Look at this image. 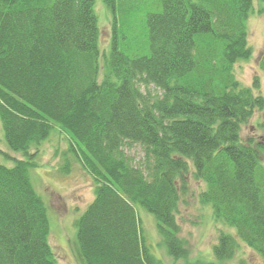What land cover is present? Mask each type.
I'll list each match as a JSON object with an SVG mask.
<instances>
[{"label":"trees","instance_id":"obj_1","mask_svg":"<svg viewBox=\"0 0 264 264\" xmlns=\"http://www.w3.org/2000/svg\"><path fill=\"white\" fill-rule=\"evenodd\" d=\"M93 2L0 0V126L7 148L23 156L0 164V264H56L27 173L53 124L96 185L75 221L85 264H161L134 204L154 215L169 256L185 258L175 212L189 162L205 185L200 201L264 260V132L240 138L264 97L256 81L244 87L233 75L250 58L253 0H103L112 36L101 80ZM142 11L140 45L132 21ZM150 85L160 93L142 90ZM237 244L220 234L214 260L190 264H223Z\"/></svg>","mask_w":264,"mask_h":264},{"label":"rangeland","instance_id":"obj_2","mask_svg":"<svg viewBox=\"0 0 264 264\" xmlns=\"http://www.w3.org/2000/svg\"><path fill=\"white\" fill-rule=\"evenodd\" d=\"M93 11L98 26V49L100 64V80L102 64L107 56L112 36L110 11L103 0H94ZM144 11L134 16L133 31L145 42L143 32ZM247 46L250 58L238 62L233 68L235 79L244 87H252L256 81L258 89L255 95L264 97V72L260 64L264 58V0H253L252 11L246 21ZM142 90L146 93H160L152 85ZM264 132V110L256 111L252 118L241 127L240 138L259 140ZM69 137L56 124L48 137L39 145L34 158L35 166L28 168V177L35 192L42 199L49 222V244L54 252L56 264H85L78 253L75 221L92 202L95 195V182L85 172L74 154L69 153ZM0 164L12 166L13 160L23 159L22 154L10 151L4 141L0 126ZM32 149L31 152H34ZM137 162L142 157L139 145H133L127 151ZM68 162V165L65 163ZM264 165V153H261ZM189 172L185 177L184 189L179 193V201L175 212L177 225L176 237L186 250V257L174 259L169 256L167 247L158 233L153 214L139 204L134 209L139 219L142 238L153 257L161 264H190L197 261L212 262L213 247L220 234L234 236L237 248L234 256L223 264H264L263 258L236 238L235 230L214 217L210 204L200 201V193L205 189L203 182L193 176V166L189 162Z\"/></svg>","mask_w":264,"mask_h":264}]
</instances>
